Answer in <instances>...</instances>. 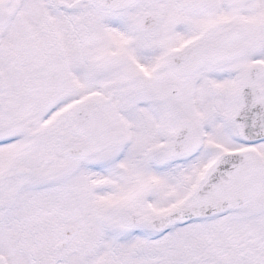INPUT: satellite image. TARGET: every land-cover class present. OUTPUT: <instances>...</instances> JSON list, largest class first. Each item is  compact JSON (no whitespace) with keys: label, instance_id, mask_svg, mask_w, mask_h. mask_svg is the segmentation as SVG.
Instances as JSON below:
<instances>
[{"label":"snow or ice","instance_id":"1","mask_svg":"<svg viewBox=\"0 0 264 264\" xmlns=\"http://www.w3.org/2000/svg\"><path fill=\"white\" fill-rule=\"evenodd\" d=\"M0 264H264V0H0Z\"/></svg>","mask_w":264,"mask_h":264}]
</instances>
